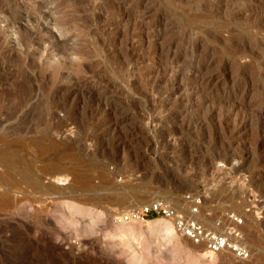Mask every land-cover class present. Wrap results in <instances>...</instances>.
Returning <instances> with one entry per match:
<instances>
[{
    "label": "rangeland",
    "instance_id": "374dc122",
    "mask_svg": "<svg viewBox=\"0 0 264 264\" xmlns=\"http://www.w3.org/2000/svg\"><path fill=\"white\" fill-rule=\"evenodd\" d=\"M0 41V264H264V0H0ZM198 191L251 259L111 220Z\"/></svg>",
    "mask_w": 264,
    "mask_h": 264
},
{
    "label": "built area",
    "instance_id": "2783aa9c",
    "mask_svg": "<svg viewBox=\"0 0 264 264\" xmlns=\"http://www.w3.org/2000/svg\"><path fill=\"white\" fill-rule=\"evenodd\" d=\"M186 203L175 204L164 198L144 203L127 212L115 213V225L145 222L156 217L168 219L176 232L193 244L215 253H229L238 261L252 258L253 250L247 240L246 216L229 205L218 202L206 205L201 191L188 193ZM252 201V194L248 195ZM253 206L246 207L252 213Z\"/></svg>",
    "mask_w": 264,
    "mask_h": 264
},
{
    "label": "bare ground",
    "instance_id": "6f19581e",
    "mask_svg": "<svg viewBox=\"0 0 264 264\" xmlns=\"http://www.w3.org/2000/svg\"><path fill=\"white\" fill-rule=\"evenodd\" d=\"M38 9H39V6H38ZM37 9V10H38ZM35 15L37 16V13H34L31 17V21H33V23L36 24V27L38 29H41L42 31V28L40 27H43V29L45 28L44 27V23L43 21L41 20V17L38 15L37 17H35ZM44 19V18H43ZM58 21V20H57ZM60 22V21H59ZM55 23V25L59 26V28H61V23ZM33 26V25H32ZM19 28V27H18ZM48 28V27H47ZM49 30V29H48ZM19 32V35H20V39L23 40L26 44H29L32 42V39L30 38V35L33 34L32 33V29H30L28 26L27 27H22L20 30H18ZM28 37V38H27ZM32 37V36H31ZM25 38H27L25 40ZM1 42V41H0ZM49 42V47L46 45V44H42L40 45V52H41V59L43 61V64H46L49 68L52 69V72H58L60 71L61 69H64L65 68V65H66V62L67 60L69 59V54L71 53V51L69 52V46H66V45H61L59 43V41H56L54 40L53 38L50 39ZM35 45V44H34ZM38 46V45H37ZM49 48V50L47 51V49ZM58 53H61L60 55H58ZM210 81L208 84L211 85L212 82H214L213 80L215 79V75H211L210 76ZM35 108V107H34ZM59 132H61L59 130ZM51 135V139H49L48 141H46V147L49 148V149H54L56 148L59 143L57 141V139L53 136L54 134L50 131V134ZM50 137V136H49ZM48 138V137H47ZM41 144V143H40ZM42 146V145H41ZM11 159V158H10ZM15 161V160H14ZM13 161V162H14ZM17 164V163H16ZM18 165V164H17ZM12 166V165H11ZM60 190L58 189V186H53V190ZM122 198V197H121ZM156 198V197H155ZM158 199V198H157ZM154 200V199H153ZM151 200L147 201L150 202ZM124 202V201H123ZM125 204V203H124ZM144 204L143 202L141 203L140 200H136L134 203H133V208H136L140 205ZM131 210V208H127L125 209L124 211H129ZM169 221L168 219L164 218V217H156V218H153V219H149L145 222H147V225L152 229V230H155V229H159V228H163V227H168L167 225H169L170 223L167 222ZM130 223H133V222H130ZM130 223H124V224H119V225H125V224H130ZM173 225V224H172ZM170 227V226H169ZM174 227V226H173ZM171 228V227H170ZM127 230H131L130 228H125ZM213 251H210L208 250L207 252H203V254H208V253H212Z\"/></svg>",
    "mask_w": 264,
    "mask_h": 264
}]
</instances>
